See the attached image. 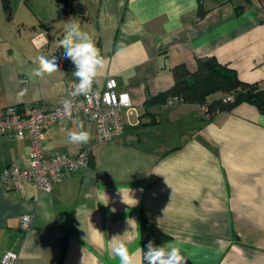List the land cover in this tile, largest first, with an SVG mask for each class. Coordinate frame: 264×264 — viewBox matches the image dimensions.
I'll use <instances>...</instances> for the list:
<instances>
[{"label":"crops","instance_id":"crops-1","mask_svg":"<svg viewBox=\"0 0 264 264\" xmlns=\"http://www.w3.org/2000/svg\"><path fill=\"white\" fill-rule=\"evenodd\" d=\"M28 6L32 21L16 23L0 0L8 17L0 21V109L64 103L72 65L59 63V71L40 77L33 69L37 56L54 54L73 19L105 59L98 88L115 79L133 109L122 112L123 133L110 141L99 140L82 115L53 125L45 154L86 152L89 161L49 192L32 181L3 179L5 168L27 166L30 142L0 136V258L12 252L14 264H121L111 242L121 236L143 264L145 219L187 253V264H264V116L247 103L211 117L197 104L143 106L173 85V67L193 72L204 57L264 90V3L30 0ZM81 125L91 140L69 142L68 133ZM23 215L30 217L27 227Z\"/></svg>","mask_w":264,"mask_h":264},{"label":"built area","instance_id":"built-area-1","mask_svg":"<svg viewBox=\"0 0 264 264\" xmlns=\"http://www.w3.org/2000/svg\"><path fill=\"white\" fill-rule=\"evenodd\" d=\"M63 53V47L54 49L58 63L69 62L74 71V64L68 59H63ZM77 82L72 74L64 81L65 101L72 100L70 116L65 113L64 103L57 106L35 103L0 109V136L10 134L18 139L28 138L30 142L27 166L5 168L2 172L5 181H12L16 185L21 180L32 181L41 191L49 192L52 186L64 177L85 166L88 161L86 152H80L76 158H70L64 154L47 155L43 150L46 132L53 125H63L75 116H84L93 125L101 141H110L122 135V112L133 109L129 95L126 92H118L115 79L109 78L102 89L98 88L96 81L91 94L72 97L70 93ZM180 103L181 101L172 99L168 105ZM202 111H206L205 106H202ZM29 221L30 217L27 215L20 218L23 227H27ZM16 258L15 253L5 252L0 258V264H14Z\"/></svg>","mask_w":264,"mask_h":264},{"label":"trees","instance_id":"trees-1","mask_svg":"<svg viewBox=\"0 0 264 264\" xmlns=\"http://www.w3.org/2000/svg\"><path fill=\"white\" fill-rule=\"evenodd\" d=\"M58 2V0H55ZM264 3V0H257ZM10 0H1V5L9 13ZM243 8L239 7L237 11ZM203 12L198 11V16ZM173 85L155 96H147L144 109L157 108L167 105L172 99L181 101L180 104H197L206 107L204 115L211 117L218 112H230L237 105L247 103L254 106L264 116V90L255 83L242 82L235 70L220 64L212 57L196 60V69L188 71L184 64L171 69ZM88 161L89 154L87 153ZM87 161V162H88ZM153 178L150 179V182ZM140 243L143 250L149 241L158 245L169 240V237L149 221L140 222Z\"/></svg>","mask_w":264,"mask_h":264},{"label":"clouds","instance_id":"clouds-1","mask_svg":"<svg viewBox=\"0 0 264 264\" xmlns=\"http://www.w3.org/2000/svg\"><path fill=\"white\" fill-rule=\"evenodd\" d=\"M64 32L63 38L56 42V48L63 47V59H68L74 64L75 70L72 75L78 82L75 83L70 95L72 97L88 96L92 93V86L96 82L100 70L105 66V59L92 37L81 30V24L77 19L66 22ZM34 63L37 64V67L33 69V74L37 77L54 73L60 68L54 54L49 57L37 56ZM63 107L65 113L70 116L72 100H66ZM80 127L79 131L68 133L69 142L86 144L91 140V134L83 130V125ZM120 238L121 236H114L111 239L114 254L120 258L121 264H137L134 254L129 252L125 242ZM146 249V251L141 249L144 264H187L189 259L187 253L185 254L173 242H164L157 246L149 241Z\"/></svg>","mask_w":264,"mask_h":264},{"label":"rangeland","instance_id":"rangeland-1","mask_svg":"<svg viewBox=\"0 0 264 264\" xmlns=\"http://www.w3.org/2000/svg\"><path fill=\"white\" fill-rule=\"evenodd\" d=\"M30 0H10L9 7L11 10V17L17 21L30 23L32 21V15L28 12ZM4 20L7 24L8 17L0 9V21Z\"/></svg>","mask_w":264,"mask_h":264}]
</instances>
